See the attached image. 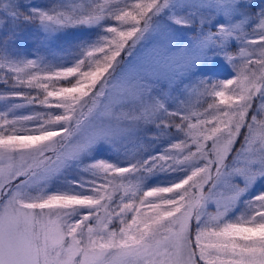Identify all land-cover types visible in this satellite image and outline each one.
<instances>
[{
	"label": "snow or ice",
	"instance_id": "1",
	"mask_svg": "<svg viewBox=\"0 0 264 264\" xmlns=\"http://www.w3.org/2000/svg\"><path fill=\"white\" fill-rule=\"evenodd\" d=\"M0 264H264V2L0 0Z\"/></svg>",
	"mask_w": 264,
	"mask_h": 264
},
{
	"label": "rangeland",
	"instance_id": "2",
	"mask_svg": "<svg viewBox=\"0 0 264 264\" xmlns=\"http://www.w3.org/2000/svg\"><path fill=\"white\" fill-rule=\"evenodd\" d=\"M31 2L35 4H47L45 2H42L40 0H31ZM254 2L258 5L261 2H264V0H254ZM217 78L223 79L228 76L229 72H231L230 66L224 65V66H217L212 70ZM230 78V77H229ZM207 106V102L202 103V108Z\"/></svg>",
	"mask_w": 264,
	"mask_h": 264
},
{
	"label": "trees",
	"instance_id": "3",
	"mask_svg": "<svg viewBox=\"0 0 264 264\" xmlns=\"http://www.w3.org/2000/svg\"><path fill=\"white\" fill-rule=\"evenodd\" d=\"M40 1L45 2V3H50L51 2V0H40Z\"/></svg>",
	"mask_w": 264,
	"mask_h": 264
}]
</instances>
